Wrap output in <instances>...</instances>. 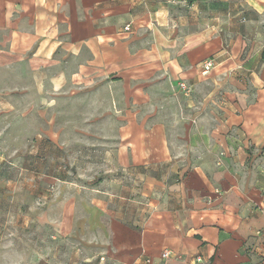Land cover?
<instances>
[{"label": "crops", "instance_id": "0c3cea01", "mask_svg": "<svg viewBox=\"0 0 264 264\" xmlns=\"http://www.w3.org/2000/svg\"><path fill=\"white\" fill-rule=\"evenodd\" d=\"M263 45L264 0H0V164L91 152L75 181L20 169L49 184L27 204L47 249L264 264Z\"/></svg>", "mask_w": 264, "mask_h": 264}, {"label": "rangeland", "instance_id": "374dc122", "mask_svg": "<svg viewBox=\"0 0 264 264\" xmlns=\"http://www.w3.org/2000/svg\"><path fill=\"white\" fill-rule=\"evenodd\" d=\"M1 149L3 161L0 164V253L3 255H0V262L10 260L11 249H17L20 253V264H109L106 259L100 260L99 250L90 244L83 248L75 241L68 240L62 250L59 247L47 249L48 241L45 236H48L49 232L42 224L29 221L27 204L32 192L39 203L49 184L41 175L33 177L20 170L35 167L40 174L64 170L65 179L79 180L77 174L91 173V169L83 168V160L91 158L90 149L85 152L82 147L68 145L61 158L59 154H55L56 159L36 162L28 160L27 146H18L19 153H12L11 150L17 149V146L9 144L2 145ZM33 248L36 251L34 263L29 256ZM6 250L9 251V256L3 252ZM100 252L102 253L101 250Z\"/></svg>", "mask_w": 264, "mask_h": 264}, {"label": "built area", "instance_id": "2783aa9c", "mask_svg": "<svg viewBox=\"0 0 264 264\" xmlns=\"http://www.w3.org/2000/svg\"><path fill=\"white\" fill-rule=\"evenodd\" d=\"M129 27L126 26L125 27V30H128ZM214 67V64L212 63V61L208 60V61H205L203 64H202V74H208ZM179 89L181 92H183L184 94H189L190 93V89L189 87L184 84V83H180L178 85ZM262 211L264 212V205L262 207ZM171 258V253L169 251H163L161 254H160V257H159V261L157 264H166V262ZM197 261H200V259H196ZM147 263H150V260H147L146 261Z\"/></svg>", "mask_w": 264, "mask_h": 264}, {"label": "trees", "instance_id": "16d2710c", "mask_svg": "<svg viewBox=\"0 0 264 264\" xmlns=\"http://www.w3.org/2000/svg\"><path fill=\"white\" fill-rule=\"evenodd\" d=\"M261 60L264 62V45L261 50Z\"/></svg>", "mask_w": 264, "mask_h": 264}]
</instances>
